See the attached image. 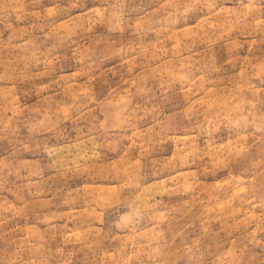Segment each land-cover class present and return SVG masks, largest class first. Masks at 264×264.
<instances>
[{
  "label": "rangeland",
  "instance_id": "1",
  "mask_svg": "<svg viewBox=\"0 0 264 264\" xmlns=\"http://www.w3.org/2000/svg\"><path fill=\"white\" fill-rule=\"evenodd\" d=\"M0 264H264V0H0Z\"/></svg>",
  "mask_w": 264,
  "mask_h": 264
}]
</instances>
